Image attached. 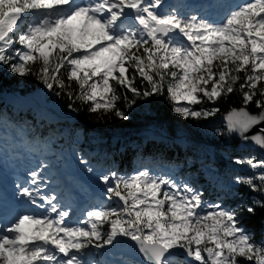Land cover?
<instances>
[{
  "label": "snow or ice",
  "instance_id": "obj_1",
  "mask_svg": "<svg viewBox=\"0 0 264 264\" xmlns=\"http://www.w3.org/2000/svg\"><path fill=\"white\" fill-rule=\"evenodd\" d=\"M4 74L42 87L32 120L0 109V264H264V232L242 218L264 210V157L229 156L250 175L202 163L209 192L177 162L137 153L122 170L82 128L59 127L85 109L94 123L126 122L164 100L264 151V127L249 135L264 125V0H0Z\"/></svg>",
  "mask_w": 264,
  "mask_h": 264
},
{
  "label": "trees",
  "instance_id": "obj_2",
  "mask_svg": "<svg viewBox=\"0 0 264 264\" xmlns=\"http://www.w3.org/2000/svg\"><path fill=\"white\" fill-rule=\"evenodd\" d=\"M42 86L32 78H19L4 74L0 77V96L5 93L17 92L20 96H29ZM66 104L67 101L65 100ZM231 103L234 106H240L239 96L232 98ZM2 103H0V109ZM228 105H221V111H227ZM9 112H12L11 105L8 106ZM253 111H257L252 106ZM28 109L24 116H30ZM21 117V116H20ZM222 118L216 117V123H221ZM60 126L82 128L85 135V146L91 151L106 150L113 153L116 163L122 170H130L137 153L144 158L161 159L164 162H177L181 168H185L187 157L191 159L205 158L206 163L213 162L216 169L221 173L231 171L240 175H250L251 170H244L243 167L231 163L229 156H248L256 155L246 149L245 144L238 137H234L227 143L222 139L215 137L209 138L208 129L194 127L191 123L182 120L178 115L171 111L170 105L164 100L153 99L147 107L134 109L131 112L129 121H120L113 119L110 123H94L88 118V113L84 112L74 114L73 121H61ZM52 127H56L53 125ZM43 132L47 134L48 127L45 126ZM163 131L172 138L170 141H163L150 135V132ZM184 136L187 145L183 148L176 141V138ZM213 156H211V153ZM228 156L225 159L224 154ZM237 191L242 193L245 199L258 196L257 193L251 192L247 187L240 185ZM239 202V198L232 200L231 203ZM243 223L250 230L254 231L256 237H261L264 232V210L257 208L256 214L252 215L247 212L243 213Z\"/></svg>",
  "mask_w": 264,
  "mask_h": 264
},
{
  "label": "rangeland",
  "instance_id": "obj_3",
  "mask_svg": "<svg viewBox=\"0 0 264 264\" xmlns=\"http://www.w3.org/2000/svg\"><path fill=\"white\" fill-rule=\"evenodd\" d=\"M37 93H38V91L35 92V93H33V94H31V95H29V96H27V97H24L25 100L22 102L23 105L21 106V108H20L19 111H17V110L14 108V104H13L11 101H9V100L6 98V96L0 97V103H2V108H1V109L8 108V105L11 104L12 109H13V111H14V112H13V115H14L16 118H18V119H19V118H27V119L31 120L29 117H27V116L25 117V116H21V115L24 114V112H25L27 109H30L31 112H32L31 114L34 115V112L32 111V109L29 108V104L33 103V101H32V97H34ZM7 111H8V109H7ZM8 113H9V112H8ZM9 114H10V113H9ZM18 116H21V117H18ZM59 127H61V126H59ZM62 129H63V128H62ZM205 130H207V129H205ZM207 131H208V136H209V138H213V137H215L214 135L211 134V129H208ZM149 134L152 135L153 137H157V138L160 139V140H163V141H170L169 138H168V137L166 136V134H164V133L150 132ZM215 138L218 139L217 137H215ZM82 140L85 142V139H84L83 136H82ZM177 141H178V143H179L181 146H184V145L187 144V142H186V144H185V143H181V142L179 141V139H178ZM60 142L63 143V144L65 145L66 148L69 146V143H70V142L67 140V138L61 140ZM95 151H96V150H95ZM210 154H211V156H213L212 152H211ZM223 154H224V156H226V157H224V158L228 160V156L225 155V153H223ZM254 156H256V155H254ZM256 157H257V156H256ZM258 158H261V157H258ZM187 159L189 160L190 158L187 157ZM202 161H204L203 158H201V159H199V160L190 159V163H186V166H185V168L183 169V172H182V173H192V174H194V175L196 176V178L199 180V183H201L202 185H204L206 188H208V191L211 192V191H212V186H211V184H210V182H209L207 176L205 175V170H204V168H202V166H201V164H202L201 162H202ZM209 164L212 165L213 167H215V165H213V162H212V161L209 162V163H206V164H204V165H209ZM238 166H239V165H238ZM241 167H243L244 170H248V169H249L247 166H241ZM249 170H251V169H249ZM247 229H248V228H247ZM248 230H249V229H248ZM256 238H257V239H260V237H256Z\"/></svg>",
  "mask_w": 264,
  "mask_h": 264
},
{
  "label": "water",
  "instance_id": "obj_4",
  "mask_svg": "<svg viewBox=\"0 0 264 264\" xmlns=\"http://www.w3.org/2000/svg\"><path fill=\"white\" fill-rule=\"evenodd\" d=\"M260 127H264V125H258L256 127H254L251 132L249 133V135L253 134V133H256ZM246 148L253 152V153H256V154H260V155H264V151H262L261 149H259L258 147L254 146L253 144L251 143H244Z\"/></svg>",
  "mask_w": 264,
  "mask_h": 264
}]
</instances>
